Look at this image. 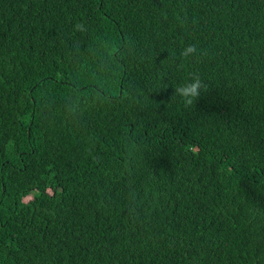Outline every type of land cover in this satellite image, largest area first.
Masks as SVG:
<instances>
[{
    "label": "trees",
    "instance_id": "obj_1",
    "mask_svg": "<svg viewBox=\"0 0 264 264\" xmlns=\"http://www.w3.org/2000/svg\"><path fill=\"white\" fill-rule=\"evenodd\" d=\"M0 264H264V0H0Z\"/></svg>",
    "mask_w": 264,
    "mask_h": 264
},
{
    "label": "clouds",
    "instance_id": "obj_2",
    "mask_svg": "<svg viewBox=\"0 0 264 264\" xmlns=\"http://www.w3.org/2000/svg\"><path fill=\"white\" fill-rule=\"evenodd\" d=\"M73 27L77 31H85V25L83 23H77ZM200 54L199 48L194 44L188 45L180 53L181 57L184 59ZM205 87L206 85L198 76H193L189 82L177 85L175 88V94L181 99L186 107L192 106L194 102L200 98L201 92Z\"/></svg>",
    "mask_w": 264,
    "mask_h": 264
}]
</instances>
